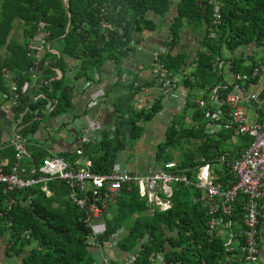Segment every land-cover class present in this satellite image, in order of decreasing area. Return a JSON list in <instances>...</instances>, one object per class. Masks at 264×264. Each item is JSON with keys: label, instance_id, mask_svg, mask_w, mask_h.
Listing matches in <instances>:
<instances>
[{"label": "trees", "instance_id": "1", "mask_svg": "<svg viewBox=\"0 0 264 264\" xmlns=\"http://www.w3.org/2000/svg\"><path fill=\"white\" fill-rule=\"evenodd\" d=\"M210 2L68 0L70 15L64 0H0V112L1 96L8 92L9 85L31 81L33 61L27 57V45L38 36V22L46 23L50 32L37 68L42 70L44 81L34 86L37 95L42 97L36 101L30 94L21 96L15 109L16 113L28 108L23 126L18 130L27 142L28 154L20 165L39 169L50 156L47 148L35 140L47 119L64 116L60 126L66 127L69 123L68 115L74 109L77 93L75 84L69 82L71 74L74 73L75 81L94 82L95 74L108 61L116 63L121 74L124 61L137 51L131 42H141L145 31L156 28L150 18V14H154L170 18L168 37L163 44L171 50L162 56V61L171 75L180 76L182 85L191 92L183 111L195 109L191 118L184 112L172 121L166 139L156 149L155 161L163 166L178 159L179 168L184 169L197 167L200 158L205 157L222 166L217 167L216 183L222 184L223 189L233 186L236 177L230 164L250 147L252 140L238 134L234 126L216 136H208L205 127L211 122V111L194 102L192 90L201 91L202 97L207 98L218 86H227L225 94L234 91L236 85L241 87L242 83L236 82L235 76L250 73L258 62L255 57L246 55L245 47L255 44L263 51L261 58H264V0H218L221 5L218 25L214 24ZM103 20L113 29H104ZM184 32H191L198 40L199 48L194 54L178 50ZM53 49L58 55L52 53ZM241 49L244 51H240L239 56L233 54ZM225 50L233 57L227 60L219 75L214 70L217 62L224 60ZM68 59L76 61V68L69 65ZM189 69L192 70L186 74ZM258 81H249L245 88L249 89ZM155 82L156 79L144 86ZM139 92L134 84L123 86L122 94L113 102L116 115L112 125L105 127L95 142L82 146L83 155L69 149L60 151L57 156L72 165L78 160L90 159L93 172H111L121 154L127 153L143 137L144 124L164 110L163 97L137 106ZM49 101L55 102L51 113L46 110ZM225 117L228 123L227 112ZM188 120L190 125H187ZM192 140H195L193 144ZM186 145L193 146L186 148ZM2 146L0 159L12 166L14 150L6 142ZM176 150H179L178 158L174 155ZM47 189L50 194L43 190V184L4 194L0 185V237L5 238V254L21 257L22 264H96V249L91 243L93 230L86 222L88 213L70 199L71 190L65 181L52 180L47 183ZM173 192L170 210L150 212L139 187L125 185L115 195V204L110 205L111 216H105V232L97 238L106 258L112 264H120L121 260H111L106 251L113 245L114 235L126 228L127 233L114 247L124 257L137 253L136 264H238L240 246L228 247L225 236L209 234L204 192L184 184H176ZM10 199L17 203L8 209L5 202ZM242 203V198L236 201L234 217H230L237 223V234L243 227ZM237 241H243L239 235Z\"/></svg>", "mask_w": 264, "mask_h": 264}, {"label": "built area", "instance_id": "2", "mask_svg": "<svg viewBox=\"0 0 264 264\" xmlns=\"http://www.w3.org/2000/svg\"><path fill=\"white\" fill-rule=\"evenodd\" d=\"M214 24L221 21V5L218 0H211ZM104 29L112 30L113 26L106 21L101 22ZM47 24L38 22V36L30 40L27 45V57L33 61L30 69L31 81H36V70L41 59H43L46 49V40L50 32L46 29ZM214 36V34H213ZM142 45L136 40L131 42V46L139 48ZM49 48V46H48ZM171 48L162 44L152 53L154 67L152 73L157 81L164 98L174 101L179 97V92L183 85L180 76L171 75L166 64L162 61V56L166 55ZM228 64L225 60H219L215 67V72L221 75L222 70ZM264 74V58L257 62V65L250 73L237 74L234 78L240 82L241 87L236 85L234 91L226 92L227 86L215 87L207 98L194 100L201 108L210 109L211 122L205 127L208 136H216L224 129L234 126L238 134L248 136L252 143L240 157L235 159L230 168L235 174L236 183L223 189L222 184L216 183L219 179L217 173L221 169L220 164H213L205 157L200 158V165L180 169L177 159L161 166L155 161L149 165L145 171L131 170L119 162L114 169L107 174H97L92 171V161L90 159L78 160L75 165L50 152L38 169L31 166L28 169L21 166L20 162L27 157V142L19 135L18 130L23 126V121L28 108L21 112H16L21 96L30 94L33 100H38L42 95H37L30 82H23L21 85L13 83L9 85L7 93L2 95L5 107L13 110L14 128L11 137L7 141L15 153V163L9 166L6 160L0 159V185L3 193L7 194L15 190L28 189L43 184V190L47 194V183L52 180H62L67 183L71 190L70 199L81 209L88 213L87 224L92 228L93 234L91 243L96 249L94 258L96 264H111L103 253V246L97 242V238L105 232V216H111V204L114 203L115 195L121 191L125 185H137L140 196L147 200L150 212L160 209L165 212L172 207L173 187L172 184H184L194 186L204 192V206L208 216L209 234L212 237L225 236L228 239L226 246H240V256L238 264H263L261 260V238L260 225L264 219V92L259 96L248 94L245 84L249 81L259 79ZM124 80L129 84H134L139 89L137 106L145 104L148 96V87L130 81L127 75ZM145 99V100H144ZM100 99L93 100L88 111L100 105ZM252 103L256 104V118L254 122L248 119V109ZM55 108V102L49 101L46 110L51 113ZM227 109L229 111H227ZM226 112L230 121H225ZM104 128L100 121L94 117H86V127L80 136H74L77 142L71 150L77 151L79 156L83 155L81 149L83 145L95 142L101 135ZM64 136V133H60ZM0 145V151L3 150ZM175 155V154H174ZM224 162V157H222ZM191 173V175H190ZM36 175V176H35ZM90 185L88 188L87 185ZM242 198L243 227L235 230L236 221L230 220L233 216L234 204ZM16 200L10 199L5 202L9 209ZM127 233L126 228L120 229L113 237L114 245ZM242 238V242L237 241V236ZM138 254L134 253L125 256L120 264H136Z\"/></svg>", "mask_w": 264, "mask_h": 264}, {"label": "crops", "instance_id": "3", "mask_svg": "<svg viewBox=\"0 0 264 264\" xmlns=\"http://www.w3.org/2000/svg\"><path fill=\"white\" fill-rule=\"evenodd\" d=\"M150 18L153 19L156 23V28L153 31H145L142 34L141 44L139 48H137L136 52L129 56L123 65V69L120 74V69L118 68L117 64L108 61L100 70V72L95 74L94 82H87L86 80H77L75 81L73 76L74 73L71 74L69 79L70 83L75 84L76 86V97H75V105L72 112L68 115V122L66 127L60 126L61 123L64 121L65 117L61 116L59 118L52 117L45 121L44 128L39 131V133L35 136V140L38 143L43 144L48 151L58 154L60 151H65L72 149L76 146L77 142L74 139V136H80L83 130L86 127V117L91 116L98 119L103 128L109 127L113 123V119L116 115V112L113 108L114 100L122 94L123 86L126 85V81L124 80V76L127 75L128 79L133 82L140 83L144 85L145 83H152L154 82L155 78L152 73V69L154 67L152 53L153 51L161 46L166 38L168 37V28L170 18H160L154 14H150ZM198 40H196L195 36L189 32H184L182 35V40L180 42V46L178 50L188 53H195L199 46H197ZM256 47V46H254ZM244 51V50H243ZM52 53L58 55L57 50H52ZM262 58H258L259 61ZM69 65L75 67L77 65L76 61L74 60H67ZM76 68V67H75ZM192 69H189L186 74H189ZM37 80L31 81L30 85L31 88L34 87L36 84H41L43 79V72L42 70H37L36 72ZM59 77H61V73L57 71ZM257 84H252L248 89V94L255 95V97H259L264 92V74L261 78L258 79ZM148 96L143 101L145 102H154L155 98L163 97L164 99V110L162 113H171L172 109H174L178 104L185 105V101L188 96H191V92L189 89L183 87L179 92V97L174 101L168 100L164 98L162 95L158 84L155 82L152 86L148 87ZM190 92V93H189ZM202 92L200 91V94ZM203 95V94H202ZM189 96V97H190ZM100 99L101 103L95 109L88 111L89 104L95 100ZM2 109L0 112V145L7 143L9 138L11 137V131L14 128L13 124V110H10L5 107V102L2 100ZM138 106H142L141 104ZM178 109H180L178 107ZM179 113V112H178ZM174 114L171 116V121L168 122V127L164 128V126L156 123L155 127H152L150 130L151 140L152 141H159L157 136L161 134L159 130L164 131L163 135L166 138L168 128L170 127L172 121L176 118ZM159 116V115H158ZM60 128L59 131L57 129ZM60 133L65 134L61 136ZM145 133V132H144ZM160 143V142H159ZM145 153V154H144ZM132 155L133 153H128ZM127 153H123L120 157L119 163L123 166H127L131 170H139L140 167H135V165L129 164V160ZM137 156L144 155L151 157L150 152L149 154L144 150L137 149L136 151ZM131 157V156H129ZM154 157V156H153ZM141 161V160H140ZM149 161V160H148ZM144 163H146L144 161ZM151 165V164H149ZM148 165V166H149ZM147 166V167H148ZM138 168V169H136ZM146 170V169H145ZM144 170V171H145ZM140 171V170H139ZM260 238H261V260L264 264V219L260 225ZM5 238L0 237V264H22V258L18 256L8 257L5 254ZM110 247L106 251V255L111 260H121L124 258V255L114 247V244L109 245ZM112 264V263H111Z\"/></svg>", "mask_w": 264, "mask_h": 264}, {"label": "rangeland", "instance_id": "4", "mask_svg": "<svg viewBox=\"0 0 264 264\" xmlns=\"http://www.w3.org/2000/svg\"><path fill=\"white\" fill-rule=\"evenodd\" d=\"M254 46H255V44H251V45L245 47L246 55L255 57L256 59L261 58L262 55H263V51L259 50L258 48L254 47ZM240 51L243 52V50L241 49L238 52H235L233 54H235L236 56H239V54H240L239 52ZM233 54L231 52L225 50L224 53H223V59L227 62V60H229V59H231L233 57ZM192 94H193L194 98H196V99L202 98V93L200 94V91H198V90H192ZM143 105H146V103L145 104H142V106ZM178 107L180 109H178ZM183 107H184V105L182 103L181 104H178L174 109H172L171 113H167V112L161 113L153 121L147 122V123L144 124L145 133L143 134V137L137 143H135V145L132 146L131 149L127 150L128 157H126V158H128L129 164H131V165L134 164L135 167H137V166L140 167L139 170L142 172V171H144L147 168V166L149 164L154 163V159L153 158L155 157L156 149H157L158 145L160 143H162L166 138L163 135V132L164 131L159 130L160 133H158V134H161V136L160 135L157 136V138H158L159 141H157V142L155 140L152 141L151 138H150L151 137V135H150L151 128L152 127H155L157 122H158V124L164 126V128L168 127V122H170L171 119L174 117L173 116L171 118V116L173 115V113L174 114H177L179 112L178 115H176V118H179L185 112V113H187V115L189 116V118H191V115L195 112V109L192 108V109H189L188 110L186 108L185 111H183ZM255 108H256V104L255 103H252L249 107H247V109H248V119H249L250 122H254L255 121V118H256V109ZM188 121H189V123L187 122V125L188 124L190 125V120H188ZM236 141H237V139H235V142ZM194 142H195V140H192V144ZM192 146L193 145H191V146L186 145L185 147L186 148H192ZM137 149L144 150L148 154L150 152L151 157L148 159V157H145L144 155L137 156L136 155ZM131 152L133 154L132 155H129L128 153H131ZM171 152L173 153V151H171ZM174 154L178 158V156H179V150L174 151ZM122 155L123 154H121V156ZM129 156H131V157H129ZM144 161L146 163H144ZM136 169H138V168H136ZM87 186H88V188L90 187L89 184ZM172 187H175V185L172 184Z\"/></svg>", "mask_w": 264, "mask_h": 264}, {"label": "water", "instance_id": "5", "mask_svg": "<svg viewBox=\"0 0 264 264\" xmlns=\"http://www.w3.org/2000/svg\"><path fill=\"white\" fill-rule=\"evenodd\" d=\"M64 3L66 5V7L68 8L69 14L71 15V12L69 10L70 6H69V3H68V0H64Z\"/></svg>", "mask_w": 264, "mask_h": 264}]
</instances>
